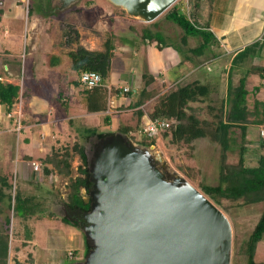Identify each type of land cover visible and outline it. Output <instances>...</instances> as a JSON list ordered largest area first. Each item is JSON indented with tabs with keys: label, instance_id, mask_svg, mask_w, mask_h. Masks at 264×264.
Listing matches in <instances>:
<instances>
[{
	"label": "rangeland",
	"instance_id": "obj_1",
	"mask_svg": "<svg viewBox=\"0 0 264 264\" xmlns=\"http://www.w3.org/2000/svg\"><path fill=\"white\" fill-rule=\"evenodd\" d=\"M184 1L185 0H178L173 5L180 6ZM19 3L21 9L18 14L19 16L15 15L14 18L12 16L9 19H2L0 24V40L2 38L5 41L7 40V44L0 42V53H2L3 48H6L8 49L9 55L11 54V57H3L0 55V74L3 77H8L15 72L19 75L20 71H23V58H25V52L29 49V40L34 32L35 34L38 33V35L46 32L41 38L46 36L47 39L43 38L42 42L48 41L50 43V41H52V43H56L60 40L62 51H65L76 47V44H71L69 46L64 43V40L68 37L71 38L74 35L73 32L76 31L77 42L82 35H84L83 38H87V40L93 42L99 41V45L102 49H104L103 45L106 39L109 37L112 38L113 58L110 71L105 79V86L112 85L114 87L120 86V88H128L130 90L129 96L123 92L121 93L120 98H129L138 87V84L143 85L144 81H140L141 74L152 75L154 78L159 77L160 73L164 76L163 79L167 82L166 84L162 82L155 84L158 85L157 87L155 86L156 89L158 88V92L166 91L168 89V84H175V87H177L186 83H193L195 82V79L201 78L200 76H195V74H198L197 71H194L193 74L196 78L190 77V75L184 78L183 76L185 73L182 72L183 67L181 66V70L179 68L176 69L179 61L183 60L182 54L185 52V48L182 46V43L179 44V34L181 29L164 18L166 11L173 5L153 22L147 23L146 27L148 28L142 29V25H144L142 20L128 16L124 10L114 6L107 0H76L66 6H62L60 0H22ZM228 3V1L218 3L217 14L220 15L218 23L225 20V14L227 13L226 10H229V6H227ZM32 26L33 29L31 31ZM147 29H149V34H146L145 32ZM3 32H5V36L3 35ZM143 35L146 36L145 39H142ZM194 36L195 37L191 38V43H198L194 38L198 39L200 36ZM187 42V44H191L189 40ZM223 51L225 52V50ZM190 52L192 55L196 56L195 54L197 51L191 49ZM57 57L59 63L63 66L57 67L56 72L58 74L64 73V66H66V69L69 71V59H67L62 52H60ZM3 58L10 61L8 63L10 66L8 73L2 70L3 67L1 66V61ZM253 58L256 59H252V57L246 59L239 65L240 70L234 69L231 72L230 82L232 86L238 84L239 79L243 77L245 71L250 66L261 64L264 66V59L258 61L257 54ZM218 63L221 66H224L228 63V58H224V61H218ZM174 64L175 68L173 67ZM209 68L212 70V74L215 65L210 64ZM223 78H225V75ZM259 82L260 79L257 74L248 76L246 79V89L249 91ZM28 84L31 85V83ZM160 84L162 86H159ZM215 84L218 83H214V85ZM214 85H211V87L209 86L211 93L205 98L188 104L190 107L197 108V116L199 119L214 120L213 116L220 115L222 107L225 110L223 105L224 98L223 101H220L218 95L219 90L216 88L217 85ZM31 87V90H34L35 93L42 94L40 87L35 86V88L33 85ZM175 87L171 86L170 88ZM80 89H82V87ZM111 93L112 96H115L116 94L113 90H111ZM55 95L56 94L53 93V96ZM257 96L260 99H264V90H260ZM250 101L251 97H248V103H250ZM117 109L121 112L113 113L114 116L111 118V123L108 125L103 124L101 119L93 118L84 119V121L75 120L73 123L71 122V125L70 127H67V130L69 129L68 131L76 133V135H73V139H69L68 136H62L63 138L60 137L54 142L55 138L50 137L49 143L48 140L43 141L42 135L39 136L41 143H43L42 146H44H41V149L45 152H43V150L40 152L39 150L32 152L36 164L38 165L37 172L42 180L38 186L24 180L21 174L20 161L23 154L22 148L24 146L21 141L22 136L16 132H11L9 134L3 133L1 135V182L7 179V182L10 183L8 193L12 199L15 192L21 196L33 194L45 197L47 201L46 214H52L50 217L46 216V214L43 217H45V220L52 221L50 222L52 223L51 226L58 227V231H49V223V228H46L47 226H43L39 223V225L36 224V226L38 225L40 228L36 230L38 236L35 241L30 239L32 241L30 243V240L25 239L23 231L24 224L29 222L22 221L13 216L11 210L6 208L7 198L3 196L2 199H0V207L4 208V214L0 216V219L3 220L5 215L9 218L8 229L10 242L8 264H14L13 259L20 264H50V261H47L45 255H43L45 252L41 254L36 253L38 248L36 245H40V241L43 242V247H49L51 248V251L52 248L54 250H59V252L60 249L62 250V254L58 256H56L55 253H49L50 260L54 262H52V264H74V262L69 263V261L71 262L74 260L75 264H79L84 261L86 258L85 242L87 244V241L83 236L81 228L69 225L66 226L60 221L62 215L67 216L71 220L75 219V217H73L74 215L71 213L60 210L59 200H57L65 196V187L67 186L68 179L63 175L56 174L55 169H51L48 174H45L42 171L44 168L43 159L49 155L51 151L56 149L59 151V149L65 148L70 150L73 143H78L85 147V151L92 161L94 156V146H91V144L94 143L95 140L93 139V136L90 135L91 133L85 134L86 132H84V129L86 131L88 129H94L96 130V133H111L112 135L120 134L121 136L123 134L118 132V127L129 125V127L134 129L137 120L136 117L131 116L130 112H124L125 116H123L121 115L124 114L122 113L123 108ZM145 112L148 113V115L150 113L148 112L147 107L145 108ZM117 115H121L119 121L116 118ZM263 129V127H250L248 129L249 133L247 134V138L253 141V144L246 146L244 160L247 165L254 166L257 162V158L264 154L263 150L260 149L258 145H255V143L263 138ZM135 133L137 140L145 137L139 136L137 130ZM124 138L126 141L130 142L137 151H141L143 154L148 155L152 164L157 167L169 181L174 178H180L183 182L192 185L199 192V187L201 185L212 186L217 183L220 163V147L208 138L196 139L190 144H171L168 142V138L162 139L159 135L156 137L157 139L152 148H145L135 142L133 143V140L129 141L126 136H124ZM28 139L30 140L31 136H28ZM237 141L238 138L235 137L228 151L229 163H234L238 157ZM49 145H52V148ZM79 165L80 161L78 156L72 154L70 158V176L72 178L79 175L76 171ZM80 193L82 199L86 201L87 197L84 194V190L81 189ZM218 209L225 215L231 228L229 264H246L245 243L264 209V204L244 205L241 201L229 202L223 200ZM76 220L80 222L82 221L77 217ZM71 227L74 229H71ZM68 233H72V235L69 234V238H66ZM62 234L67 235L63 236ZM78 237L79 242L77 240ZM82 240L84 243L83 246ZM66 247H69L67 249H71L70 251L73 253L69 258V261L65 256V253H63L64 248ZM34 253L36 255H34ZM29 259L32 260V262H29ZM57 260L59 263H55ZM254 262L255 264H264V235L256 246Z\"/></svg>",
	"mask_w": 264,
	"mask_h": 264
},
{
	"label": "trees",
	"instance_id": "obj_2",
	"mask_svg": "<svg viewBox=\"0 0 264 264\" xmlns=\"http://www.w3.org/2000/svg\"><path fill=\"white\" fill-rule=\"evenodd\" d=\"M213 1L214 0H187V7L185 10H180V8L173 5L164 14V18L178 26L185 36H200L202 42L194 48L195 51L203 52V50H206V48L213 43L214 39L211 33L205 29L197 28L195 25L202 2L204 5L210 6ZM145 32L149 34V30ZM73 33L74 35L71 38L68 37L64 40L66 45H77V33L76 31ZM206 37H209L208 41H206ZM145 38L146 36L143 35L142 39ZM111 40V37L106 39L102 51H89L77 45L74 49H70L66 53L70 68L76 74L83 71H92L99 74L100 85L90 90H84L87 91V93H94L97 91V88H100L101 85L103 86L108 76L111 60L113 58V45ZM259 46V41H256L244 47L233 57L231 62L232 66L241 64L247 58L253 57L258 51ZM253 74L259 76L260 82L248 91L246 89V79ZM143 79L144 88L140 91L133 107H140L145 102L152 99L156 94L154 89H148L154 77L143 76ZM18 89L17 86H13L6 82H0V104L5 107L7 112H10L13 105L17 102ZM260 90H264V67L252 65L245 71L243 77L239 79L236 86H232L229 80L226 97L223 101L225 110L222 107L220 110L221 114L213 116L214 120L199 119L197 116V108L188 105L189 103H194L205 98L209 93L208 86L199 84L198 82L169 88L163 95L155 98V105L149 113V118H159L169 123V128L163 131L160 137L162 139L168 138V142L171 144H190L196 139L208 138L219 145L220 163L217 183L212 186L201 185L199 187L200 192L217 208L221 206L223 200L229 202L241 201L244 205L264 204V154L257 158V162L254 166L247 165L244 160L246 146L253 144V141L247 138V134L249 133L248 129L250 127L264 128V101L256 97ZM104 97V92H101L98 98L104 99ZM248 97H251L250 103H248ZM90 98L88 97L87 101H89ZM135 114L137 126L142 112L137 110ZM108 119V117L104 118V121H102L103 124L108 125ZM118 128V132L122 133L123 137L126 136L129 140H133V143L135 142L145 148L153 146L157 139L156 137H142L140 140H137L135 136L137 127L131 129L129 126H120ZM85 132V134L91 133L90 135H92L95 140V142L91 144V146H94L93 151L102 141L112 135L111 133H96L94 129H88ZM235 137L238 138V157L234 163H229L228 151ZM255 145H258L264 152V135ZM72 154H76L80 161V165L76 169L79 175L74 178L70 176V158ZM43 162L44 168L42 171L45 174H48L51 169H55L56 174L63 175L68 179L67 186L65 187V196L57 199L59 200V205H61L60 210L63 212L67 210V212L71 214L74 212H88L91 207V200L88 194L91 190L92 183L89 180L90 161L85 147L78 143H73L70 150L65 148L59 149L58 151L56 149L51 151L50 154L43 159ZM7 181V179L2 182L0 180V199H2L3 196L7 198L6 208L11 210L13 216L22 221H29L30 219H40L46 214L47 201L45 197L33 194L21 196L15 192L12 199L8 193L10 183ZM81 189H83L85 195L88 196L86 203H84L82 199L80 193ZM3 214L4 208L0 207V216ZM51 214L52 213H47L46 216L50 217ZM60 221L65 225L80 228L77 221L71 220L65 215L60 217ZM8 227L9 218L5 215L3 220L0 219V264H8L10 242ZM23 231L25 239L30 240L32 232L27 224H24ZM263 235L264 209L245 243L246 264H255V249ZM89 249L88 243L86 244L85 242L86 255ZM29 262H32V260L29 259ZM13 263L20 264L15 259H13Z\"/></svg>",
	"mask_w": 264,
	"mask_h": 264
},
{
	"label": "crops",
	"instance_id": "obj_3",
	"mask_svg": "<svg viewBox=\"0 0 264 264\" xmlns=\"http://www.w3.org/2000/svg\"><path fill=\"white\" fill-rule=\"evenodd\" d=\"M21 1L22 0H0V24L2 22V19H9L12 16L14 18L15 15L19 16L18 14L21 10L19 2ZM222 1L229 2L227 5L229 6V10H226L227 13L225 14V20L218 23V20H220V15L217 14V7L219 6L218 3ZM186 4L187 0H185L184 3H181L180 6H175L180 8V10H185L187 7ZM146 24L147 23L144 22V25H142V29L148 28L146 27ZM195 25L197 28L205 29L206 31L211 33L214 39L213 43H211V45L208 46L206 50H204L205 52L207 51L206 53L204 51H197L195 54L196 56H194L190 52L191 49L197 47V44H200L202 41L200 38H194L198 43H191V38L195 36H185L183 31L181 30L179 34V44H183L182 46L185 48V52H183L182 54L183 60L179 61L176 69L179 68L181 70V66L183 67L182 72L185 73L183 76L184 78L188 77V75L193 78L200 76L201 78L195 79V82L208 86V95L211 93V85H214V83H218L215 85H217L216 88H218L219 90L218 95L220 97V101H223V98L225 100L226 97V91L229 85L231 72L234 69L240 70V64L232 66L231 63L235 54L241 51L244 47L256 41H259L260 46L258 51L256 52V54L258 55L257 60L259 61L261 59H264V0H214L210 6L204 5L202 2ZM32 29L33 26L31 27V31ZM45 33L46 32H44L43 34ZM43 34L38 35V33L35 34L34 32L31 35L29 40V49L27 52H25V58H23L24 69L23 71H20L19 75L17 72L12 73V75L8 77H3L0 74V82H6L19 88L17 102L13 105L10 112H7L5 107L0 104V138L3 133L9 134L11 132L19 133L22 136V138L21 136L20 138L24 146L22 148L23 154L20 161L21 174L24 180L30 182L31 184H34L35 186H38L42 181L38 172L33 171L31 166V163H36L32 152H34L35 150H39V152L43 150L41 149L43 143H41L39 136L42 135L43 141L48 140L49 143L50 137L55 138L54 142L62 136H68V138L71 139L72 137H74L73 135H76V133H74L73 131L70 132L68 131L69 129L67 130V127H70L71 122L73 123V121L75 120L84 121V119L86 120L91 118L101 119L102 121H104V118L108 117V123H111V118L114 116L113 113L121 112L117 108H123L122 113L130 112L131 116L135 117V112L137 110H140L142 112V115L140 117L139 124L136 126L135 123L134 126V128L137 127V130H139L141 127H143L146 119L149 117L148 113L145 112V108L147 107L148 112H151L155 105V98L163 95L171 86L175 87V84H168V89L166 91L158 92V88H155V86L157 87L158 85L155 84H157L158 82H162L165 84L167 83L163 79L164 76L160 73V76L154 78L153 82L148 87V89H154V91L156 92L155 96L140 107H133V104L137 100L140 91L144 88V82L143 85L138 84V87L129 98H120L121 93H123L121 90L122 88H120V86L114 87L112 85L105 86V82L103 86L101 85L100 88H97V91H95L94 93H87V91H84L86 90L85 88L82 87V89H80L81 86L78 82L79 74H76L72 71V69L70 68V63L68 64L69 71L66 69V66H64V73L58 74L56 72L57 67L63 66L59 63L57 55L62 52L66 56V53L70 49L62 51V44L60 43V40L56 43H52V41H50V43L48 41L42 42L43 38L47 39L46 36L41 38ZM3 35H6L5 32H3ZM83 37L84 35H82L80 40H78V46H81L89 51L103 50L99 45V41L93 42ZM208 39L209 37H206V41H208ZM186 40H189L191 44H187L188 42ZM0 42H4L7 44V40L5 41L3 38L0 40ZM223 50H225V52ZM0 55H2L3 57H11V54L9 55L8 49L6 48H3V51L2 53H0ZM253 57L252 59H256ZM66 58L68 59L67 56ZM224 58H228V63L224 66H221L218 61H224ZM9 62L10 61L4 58L1 61V66L3 67L2 70L6 71L7 73L10 69V66L8 64ZM210 64L215 65V69L212 74V70H210L209 68ZM260 66H263V64H261ZM173 67L175 68V64L173 65ZM194 71H197L198 73L195 74L196 77L193 76ZM224 75L225 78H223ZM143 76L152 75L141 74L140 81H144ZM28 83H31V85H29ZM161 84L159 86H162ZM32 85L33 87H40L42 90V94H37L34 92V90H31ZM111 90L116 92L115 96H112ZM101 92H104L105 94L104 99L98 98ZM259 92L257 93V95L259 94ZM53 93H55L56 95L53 96ZM124 94L129 96L130 90L128 89V92H124ZM88 97L90 98L89 101H87ZM256 97L257 99L264 101V99H260L258 96ZM121 115L125 116V113ZM121 115L116 116L118 121ZM85 131L86 130L84 129V132ZM28 136H31L30 140L28 139ZM49 146L51 147L52 145ZM43 152L45 151L43 150ZM59 206L61 207V205ZM44 218L45 217L34 220L30 219L28 221L29 223H27V225L32 232V241H35L36 237L38 236L36 230L40 229L38 227L39 224L47 226L46 228H49L50 224L49 231H58V227L51 226V220H45ZM36 224L38 225L36 226ZM71 229L74 228L71 227ZM69 234L72 235V233H68V235L66 234V238H69ZM77 240L79 242V237L77 238ZM32 241L30 240L29 242L31 243ZM40 243V245H36V247L38 248L37 252L36 250L35 252L39 254L45 252V254L43 253V255H45L47 261H50V264H52L53 262L49 258L50 252L55 253L56 256L62 254L61 249L60 252L59 250H54L53 248L51 251V248L43 247L44 244L42 241H40ZM83 245L84 243L82 240V246ZM67 248L69 247L64 248L63 253H65V256L69 261L70 257L68 256V252H71L72 256V251H70L71 249ZM34 255L36 254L34 253ZM57 262L59 263L58 260L55 261V263ZM73 262L75 264V260L71 262L69 261V263Z\"/></svg>",
	"mask_w": 264,
	"mask_h": 264
},
{
	"label": "water",
	"instance_id": "obj_4",
	"mask_svg": "<svg viewBox=\"0 0 264 264\" xmlns=\"http://www.w3.org/2000/svg\"><path fill=\"white\" fill-rule=\"evenodd\" d=\"M107 1L150 23L178 0ZM89 161L91 207L80 216L91 248L79 264H229V222L192 185L167 180L120 134L102 141Z\"/></svg>",
	"mask_w": 264,
	"mask_h": 264
},
{
	"label": "built area",
	"instance_id": "obj_5",
	"mask_svg": "<svg viewBox=\"0 0 264 264\" xmlns=\"http://www.w3.org/2000/svg\"><path fill=\"white\" fill-rule=\"evenodd\" d=\"M78 82L81 87L90 90L100 85V76L96 72L83 71L78 75ZM122 92H128V88H122ZM169 128V123L159 118H147L143 127L138 131L139 136H145L147 138L158 137L163 131ZM33 171L38 170L36 163H31ZM68 256L71 257V252H68Z\"/></svg>",
	"mask_w": 264,
	"mask_h": 264
},
{
	"label": "flooded vegetation",
	"instance_id": "obj_6",
	"mask_svg": "<svg viewBox=\"0 0 264 264\" xmlns=\"http://www.w3.org/2000/svg\"><path fill=\"white\" fill-rule=\"evenodd\" d=\"M64 212H67V210H65ZM72 215H74L73 217H75V219H73V220L77 221L80 228H83L85 224L83 223V220L81 219V216H80L81 212H74ZM76 217L82 221L80 222V221L76 220Z\"/></svg>",
	"mask_w": 264,
	"mask_h": 264
}]
</instances>
